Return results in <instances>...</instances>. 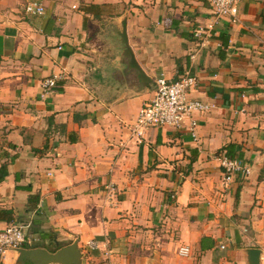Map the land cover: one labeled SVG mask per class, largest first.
Segmentation results:
<instances>
[{"label": "crops", "instance_id": "0c3cea01", "mask_svg": "<svg viewBox=\"0 0 264 264\" xmlns=\"http://www.w3.org/2000/svg\"><path fill=\"white\" fill-rule=\"evenodd\" d=\"M32 2L42 15L24 12ZM209 15L208 0H0V210L23 228L20 249L75 243L77 264H249L258 250L264 264V0H240V25L200 47L191 32ZM186 69L190 98L215 105L194 115L196 140L137 138L155 79ZM226 151L250 168L228 188ZM0 264L35 263L8 250Z\"/></svg>", "mask_w": 264, "mask_h": 264}, {"label": "built area", "instance_id": "2783aa9c", "mask_svg": "<svg viewBox=\"0 0 264 264\" xmlns=\"http://www.w3.org/2000/svg\"><path fill=\"white\" fill-rule=\"evenodd\" d=\"M240 0H208L210 15L207 22L196 27L191 32V37L204 46L215 34L218 25L226 21L232 25H240L238 18V4ZM24 12L29 16H39L44 8L36 3H27ZM58 77L52 76L41 83L40 97L44 98L56 87ZM154 97L142 105L135 119L132 132L137 138H142L148 128L171 127L176 130L186 129L191 137L196 140L197 121L194 115L207 113L215 108L214 104L201 102L190 98V92L198 86L197 78L190 69H186L177 79L169 80L164 75H159L154 81ZM217 161L221 170L222 183L228 188L236 175L248 176L250 168L240 160L219 154ZM26 242L23 228L16 224H7L0 229V257L8 250H18ZM89 248L97 249L98 243L90 241ZM181 257H188V247H181L178 251ZM108 255V254H106Z\"/></svg>", "mask_w": 264, "mask_h": 264}, {"label": "water", "instance_id": "95a60500", "mask_svg": "<svg viewBox=\"0 0 264 264\" xmlns=\"http://www.w3.org/2000/svg\"><path fill=\"white\" fill-rule=\"evenodd\" d=\"M17 252L20 255V260L24 263L33 262L35 264H47L50 262H57L61 264H77L79 258V251L75 243L58 250L54 254L49 253L45 249H18ZM247 255L249 264H258V250H248Z\"/></svg>", "mask_w": 264, "mask_h": 264}, {"label": "trees", "instance_id": "16d2710c", "mask_svg": "<svg viewBox=\"0 0 264 264\" xmlns=\"http://www.w3.org/2000/svg\"><path fill=\"white\" fill-rule=\"evenodd\" d=\"M227 149H229V146L227 147ZM225 153H226L225 155H227L228 157L235 159V157L231 153H229V151H226ZM7 175H8V164L4 163L3 165L0 166V183L2 181H4V179L6 178ZM30 199L31 198H29V200ZM0 220L6 221L7 224L12 222V220H11V212L10 211L0 210Z\"/></svg>", "mask_w": 264, "mask_h": 264}, {"label": "rangeland", "instance_id": "374dc122", "mask_svg": "<svg viewBox=\"0 0 264 264\" xmlns=\"http://www.w3.org/2000/svg\"><path fill=\"white\" fill-rule=\"evenodd\" d=\"M10 224V223H9Z\"/></svg>", "mask_w": 264, "mask_h": 264}]
</instances>
